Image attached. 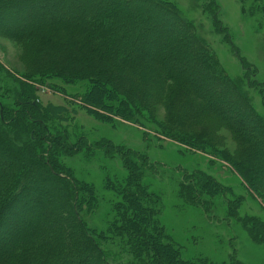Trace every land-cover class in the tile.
<instances>
[{"label": "trees", "instance_id": "obj_1", "mask_svg": "<svg viewBox=\"0 0 264 264\" xmlns=\"http://www.w3.org/2000/svg\"><path fill=\"white\" fill-rule=\"evenodd\" d=\"M12 1L22 2L26 8L20 9L25 13L29 11L28 4L34 6L29 0ZM45 1L52 3L51 0ZM93 1L97 0L67 2L50 16L20 28L13 27L15 23H9L10 28L13 29L9 35L15 39L38 45L39 49L45 46L60 49L58 50L60 60L51 61L54 65H51L50 69L53 70H48L45 74L61 79L66 84L89 82V89L82 99L83 108L90 114L109 122H113L112 117L116 116L141 128L147 124L156 128L161 135L185 146L189 151L199 150L208 154L212 152L226 161L231 159L215 151L207 142L208 136L203 130L193 133L182 130L184 123L200 116L199 112L213 113L210 112V108L213 107L210 106L212 105L210 100L213 99V102L218 105L222 100L219 99L220 95L229 96V99L233 95L254 118L256 125L264 130V118L255 113L247 90L230 79L210 47L197 35L192 22L186 19L174 4L165 0H140L153 7L148 17H152L157 22V25L151 26L145 32L144 29L140 31V28L146 26L147 22L141 21L137 15H132L133 13L126 5L122 7V11L114 8L113 5L106 9L100 4L89 6L82 11L77 10L78 4L82 6ZM11 4L10 2L0 4V12L5 11ZM48 5L42 3L35 7L46 10ZM213 6L214 3L211 1L208 7L213 8ZM67 10H71L72 13L66 15ZM214 19L217 25L223 28L217 14H214ZM160 24L163 26L170 24L174 30L162 33L159 29ZM129 26L131 28H128ZM133 27H137L136 34L131 32ZM180 30H183L185 34H182ZM161 39L164 43L159 50L155 51L153 45ZM242 64L244 68L249 69L245 61L242 60ZM6 83L11 84L12 93L10 92L9 98L2 94ZM212 84L221 85L218 89L219 94L213 95L210 90ZM246 84L253 87L257 85V81L248 74ZM169 85L186 86V91H179L178 88L177 97L168 104L169 117L180 126L181 130L163 126L153 118L150 112L148 102L155 95L154 90L156 88L163 90L169 88ZM239 107V103L234 100L229 106L224 107V110L238 111ZM50 108V106L44 108L37 102V95L29 83L16 79L6 72L3 65H0V152L6 148L11 157L16 158L20 155L28 158L34 165L45 169L49 177H56L57 182L62 183L68 192L63 194L65 207L69 208L72 214L74 213V220L79 225L81 236L77 237L70 233L73 223H68L69 221L64 220L63 217L59 218L62 210L55 213V207L51 204V208L45 207L44 214H48V219L52 216L58 219H52L50 225L44 227L43 221H34L32 225L20 226L19 231L12 232L11 237L6 235L7 233H2L3 228L9 224L8 221L6 226L2 225L7 220L5 212L12 204L19 202L23 205V201L27 200L25 206H28L30 200L28 193L31 189L39 190L40 193L46 192L44 187L39 188L36 185L32 187L34 184L31 182L32 176L29 172L23 179L20 175L31 169H28L25 164H17L13 166L14 168L6 169V172L0 174V240L8 245L0 248V264H77L82 261H87V264H114V262L120 264H219L208 258L185 260L182 257L181 247L166 232L159 216L157 217L159 211H156L158 207L156 203L144 197L139 199L138 193L143 196L147 188L141 182L145 174L142 176L138 174H143L147 168L143 171L137 164V160L143 161L146 167L147 157L131 149L122 148L111 139L89 146L91 150H101L110 156H121L119 158L123 160L129 171V179H127L129 184L122 185L120 194L123 198L115 207L116 217L108 224L107 230L102 232V236L106 235L107 237L104 238L111 239L112 243L106 247L103 246V242L94 235H100L97 233L98 230L91 231L81 215L87 207L91 208L95 205L92 212H96L99 207V204L95 203L93 189L89 192L92 198L89 200L88 193L79 187V181L67 169L62 168L57 160L60 155L74 156L89 147L72 143L67 130L53 129L51 131L48 121L52 118L63 120L66 116L62 113L66 111V107L59 106L60 111L56 108H51V111ZM103 111L111 115L104 116ZM73 113L76 114L75 111ZM217 113L224 120L231 122L228 115L219 111ZM234 124L232 127L238 140L253 145L254 150V156H248L243 161L242 168H238L231 160L238 174L242 180L246 179L244 171L256 178L258 175L264 176V154L260 144L252 135L242 130L240 125ZM2 144L5 146L3 147ZM245 154L247 155L248 152H244ZM176 172H180L178 180L182 193L192 204H197L201 194L220 193L222 190L217 180L206 173L191 174L182 169ZM19 178L22 179L19 180ZM249 187L252 186L249 185ZM87 203L89 206H85ZM130 206L138 212L146 210L148 212L144 215L146 218L143 216L141 220L139 215L138 219H135ZM11 214H8V219L11 218ZM22 214L25 215V213ZM13 217L17 216L14 214ZM148 221L149 226L146 224ZM144 225H146L145 229L142 228ZM139 227H141L140 230L146 231L145 235L136 232V228ZM253 232L256 238L264 242L263 228H254ZM144 241L152 242L153 248H147L148 244ZM119 246L121 249L118 248ZM123 252L127 256H124ZM146 254L150 255L151 262ZM222 264L243 263L231 261Z\"/></svg>", "mask_w": 264, "mask_h": 264}, {"label": "rangeland", "instance_id": "obj_2", "mask_svg": "<svg viewBox=\"0 0 264 264\" xmlns=\"http://www.w3.org/2000/svg\"><path fill=\"white\" fill-rule=\"evenodd\" d=\"M77 1L51 0L52 3H46L45 0H29L34 6L28 4L29 11L26 10L28 11L26 13L20 9L26 8L20 1H1L0 4H6V2L12 4L5 11L0 12V65H3L6 72L16 79L29 83L37 95V102L44 108L50 106L60 111L59 106L66 107V111L62 113L66 116L63 120L52 118L48 121L51 131L53 129L67 130L72 143H78L79 146L86 145V147H92L105 139H111L116 145L147 157L146 167H144L143 161L137 160V164L143 171L147 168L146 172L138 174L141 176L145 174L141 182L147 188V192H144L145 196L138 193L139 199L144 197L147 198L146 200L156 203L158 206L156 211H159L157 217L159 216L166 232L181 247V255L185 260L208 258L219 264L231 261L243 264H264V242L260 238H256L253 232L254 228L264 229V176L258 175L256 178L244 171L246 179L242 180L238 174L232 161L238 168H242L244 167L243 161L248 156H254V150L253 145L238 140L232 124L240 125L242 130L252 135L260 144L263 154L264 130L256 125L254 118L233 95L231 99L229 96L220 95L219 99L222 100L218 101V105L213 102V99L210 100L212 104L210 106H213L210 108V112L213 113L199 112L200 116L184 123L182 130L192 133L203 130L208 136L207 142L215 151L232 160L226 161L219 155L215 156L212 152L208 154L199 150L189 151L185 146L161 135L156 128L147 124L141 128L116 116L112 117L113 122H109L90 114L83 108L82 99L89 89V82L80 81L76 84H66L61 79L45 74L48 73L46 71L53 70L50 69L52 68L50 66L54 65L51 61L60 60L58 58L59 48L45 46L39 49L38 45L23 43L9 35L13 31L10 28V22L15 23L13 27L20 28L32 24L40 18L50 16L67 2ZM165 1L174 4L184 17L192 22L197 35L210 47L225 73L233 82L247 90L255 113L264 118V0ZM211 1L214 3L213 8L208 7ZM42 3L49 4L48 9L41 10L35 7ZM98 4L106 9L113 5L120 11L126 5L133 13L132 15H137L141 21L147 22L146 26L140 28V31L144 29L146 32L151 26L157 25L156 20L148 17L153 7L140 0H97L96 2H87L82 6L78 4L77 10L82 11L89 6ZM104 11L106 12V10ZM124 12L126 11L124 10ZM65 13L69 15L72 12L67 10ZM214 14H217L224 30L215 22ZM24 20H26L25 23H23ZM134 25L136 26V23ZM136 29L137 27H133L131 32L136 34ZM159 29L162 33L174 30L170 24L164 26L160 24ZM180 31L185 34L183 30ZM172 41L174 42L173 39ZM162 43H164L162 39L160 42H155L153 49L159 50ZM242 60L249 65V69L243 67ZM247 73L257 81V85L251 87L246 84L248 82ZM185 87L169 85V88L154 90L155 95L148 103L150 112L157 122L167 128L180 129V126L171 121L169 117L168 104L177 97L178 88L179 91H186ZM220 88L221 85L212 84L210 90L215 95L219 94L218 89ZM4 90L2 94L9 98L11 84L6 83ZM205 93L208 94L207 91ZM234 100L240 105L238 111L231 109L229 112L225 111L224 107L229 106ZM217 111L228 115L231 122L224 120ZM102 114L104 116L111 115L106 111H103ZM90 147L74 156L60 155L57 160L62 168L67 169L79 181V187L88 193L89 200L92 199L89 192L93 189L96 197L95 203H98L99 207L96 212H92L95 205L91 208L87 207V210L81 215L91 231L92 229L98 230L97 233L100 235H94L106 247L112 241L104 238L107 236H102V232L107 230L108 224L113 222L116 217L115 207L123 198L120 194L122 185L129 184L127 182L129 171L123 160L119 158L121 156H110L101 150H91ZM246 151L248 154L244 155ZM17 164H25L28 169H31H24L27 171L20 175L23 179L29 172L32 176L31 182L34 184L32 187H44L46 192L40 193L35 188V190L31 189L28 193L30 199H28V206H25L27 200L23 201V205H20L19 202L12 204L10 209L5 212L7 220L2 225L8 221L9 224L3 228L2 233H7L6 235L11 237L12 232L17 233L20 226L32 225L34 221H43L44 227L50 225L52 219H58L55 216L48 219V214H44L45 207L49 209L52 205L55 207V213L62 210L59 218L63 217L64 220L69 221L68 223H73L70 233L80 237L79 225L74 220V213L72 214L70 209L65 207L63 194L68 192L62 183H58L56 177H49L45 169L34 165L28 158L20 155L16 158L11 157L6 148L0 152V174ZM178 169L191 174L206 173L217 180L222 188L221 192L201 194L197 204L190 203L182 193L178 180L180 172H176ZM249 185L253 188H250ZM80 204H84V202H80ZM85 206H89V204L87 203ZM19 208L21 209L19 210ZM130 209L135 219L141 215L142 220L143 216L148 214L146 210L138 212L131 206ZM16 210L19 212H14ZM9 213L13 214L8 219ZM14 214L17 217L14 218ZM146 224L149 226V221ZM140 228H136V232L146 233L144 230L146 225L142 227L144 229L140 230ZM12 242H14L13 239ZM144 243L148 244L147 248H153L152 242L144 241ZM6 246L8 245L0 240V248ZM118 248L121 249L120 246ZM96 255L98 254L96 253ZM123 255L127 256L124 252ZM146 256L151 262L150 255L146 254ZM77 264H87V261ZM114 264L120 263L114 262Z\"/></svg>", "mask_w": 264, "mask_h": 264}]
</instances>
